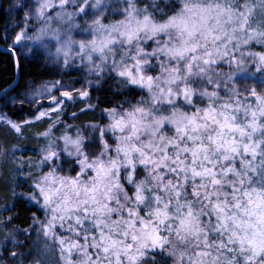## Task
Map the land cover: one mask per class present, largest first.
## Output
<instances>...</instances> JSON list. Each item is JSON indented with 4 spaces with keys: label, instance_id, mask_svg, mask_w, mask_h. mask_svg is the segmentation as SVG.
<instances>
[{
    "label": "snow or ice",
    "instance_id": "obj_1",
    "mask_svg": "<svg viewBox=\"0 0 264 264\" xmlns=\"http://www.w3.org/2000/svg\"><path fill=\"white\" fill-rule=\"evenodd\" d=\"M0 264H264V0H10Z\"/></svg>",
    "mask_w": 264,
    "mask_h": 264
},
{
    "label": "trees",
    "instance_id": "obj_2",
    "mask_svg": "<svg viewBox=\"0 0 264 264\" xmlns=\"http://www.w3.org/2000/svg\"><path fill=\"white\" fill-rule=\"evenodd\" d=\"M9 0H1L0 1V9L7 8ZM11 57H9L8 53L0 51V82L15 79L16 70L12 67ZM22 64L25 65L23 72L24 75L21 76L19 72H17V81L23 84L27 80H49V79H57L58 77L51 76H41L39 73L41 72V68L38 65L28 64L26 61H21Z\"/></svg>",
    "mask_w": 264,
    "mask_h": 264
},
{
    "label": "water",
    "instance_id": "obj_3",
    "mask_svg": "<svg viewBox=\"0 0 264 264\" xmlns=\"http://www.w3.org/2000/svg\"><path fill=\"white\" fill-rule=\"evenodd\" d=\"M0 1H1V0H0ZM3 52H5V51H3ZM6 53H7V52H6ZM17 76H18V75H17V71H16V77H15L16 80H17V78H18Z\"/></svg>",
    "mask_w": 264,
    "mask_h": 264
},
{
    "label": "rangeland",
    "instance_id": "obj_4",
    "mask_svg": "<svg viewBox=\"0 0 264 264\" xmlns=\"http://www.w3.org/2000/svg\"><path fill=\"white\" fill-rule=\"evenodd\" d=\"M10 3V0L8 1V4ZM8 4H7V6H8Z\"/></svg>",
    "mask_w": 264,
    "mask_h": 264
}]
</instances>
